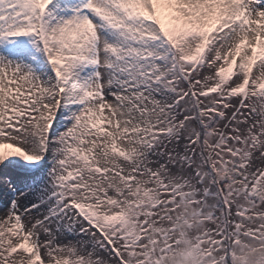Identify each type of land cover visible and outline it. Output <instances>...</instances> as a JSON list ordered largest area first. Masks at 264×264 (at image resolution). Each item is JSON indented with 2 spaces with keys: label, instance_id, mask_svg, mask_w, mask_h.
<instances>
[{
  "label": "snow or ice",
  "instance_id": "snow-or-ice-1",
  "mask_svg": "<svg viewBox=\"0 0 264 264\" xmlns=\"http://www.w3.org/2000/svg\"><path fill=\"white\" fill-rule=\"evenodd\" d=\"M0 264H264V0H0Z\"/></svg>",
  "mask_w": 264,
  "mask_h": 264
}]
</instances>
